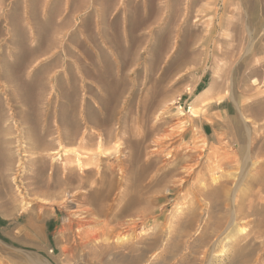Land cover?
I'll return each instance as SVG.
<instances>
[{"label": "rangeland", "instance_id": "374dc122", "mask_svg": "<svg viewBox=\"0 0 264 264\" xmlns=\"http://www.w3.org/2000/svg\"><path fill=\"white\" fill-rule=\"evenodd\" d=\"M106 1L0 0V191L6 197L15 196L4 206L12 205L14 215H0V246L24 248L38 256L22 260L12 256L5 264H123L120 257L131 253L137 259L135 264H264V0H177L171 23L166 21L170 12L166 6L174 0H117L111 6ZM149 11L154 12L152 18L129 35L128 15L140 14L141 18ZM50 19L59 30L50 31L46 25ZM166 22L170 35L156 76L172 66L163 80L167 88L161 95L164 106L147 112L146 126L162 121L166 131H171L185 125L183 138L166 149L161 147L154 157L151 155L162 133L144 139L139 148L143 163L148 158L154 163L144 176L131 180L142 193L131 212L114 211L123 205L120 195L130 183L121 180L118 169L109 175L114 188L110 199H74L73 192H86L96 179L95 171L80 177L74 152H83L92 161L84 168L102 170L104 165H112L118 150L129 145L128 140L142 124L137 118L152 87L146 77V58ZM38 30L45 43L57 35L58 44L28 63L23 82L46 87L41 96L29 99L32 96L25 98L15 90L14 81L3 79L2 72L4 64L10 71L25 47H36ZM124 50L129 53L125 62ZM180 52L178 61L175 58ZM112 75L125 78L117 99L105 88L106 83H113ZM206 90L208 94L203 96ZM74 113L80 117V132L70 141ZM88 118L108 123L98 125ZM206 122L212 132L206 130ZM202 124L207 140L197 142L196 148L190 144V153L185 149L169 152L177 145H188ZM45 127L53 128L47 136L43 134ZM85 131L96 138L91 141L87 136L81 141ZM122 131L126 132L123 136ZM81 142L90 144L85 148ZM195 149L200 150L198 158L189 155ZM102 150L106 155L100 153ZM37 159L48 165V177L51 166H59L61 176L66 174V166H75L78 176L74 175L77 180L71 189L65 190L61 184L42 195L33 178ZM217 160L221 165L215 171L218 179L213 180L209 168ZM189 168L193 170L190 176ZM175 174L187 181L179 186ZM79 178H87L89 186L76 187ZM216 187L219 192L212 201L204 193ZM238 199L242 200L243 214L216 229L214 219L225 213L222 207L228 205L225 210L231 214L238 209ZM107 204L115 207L109 214L99 212V222L87 226V230L97 228L100 234L98 239L89 240L87 231L76 224V212L88 207L107 209ZM250 206L256 215L249 214ZM30 215L36 229L28 224ZM16 239L29 246L22 247ZM8 250H0V257Z\"/></svg>", "mask_w": 264, "mask_h": 264}, {"label": "bare ground", "instance_id": "6f19581e", "mask_svg": "<svg viewBox=\"0 0 264 264\" xmlns=\"http://www.w3.org/2000/svg\"><path fill=\"white\" fill-rule=\"evenodd\" d=\"M176 3H177V0H174L172 2V4L166 6L167 9H169V17L168 19L166 20L168 23H171V19L174 12L177 11L176 9ZM176 8V9H175ZM154 10V8H153ZM138 11V10H136ZM139 12V11H138ZM137 12V14H139ZM150 12V11H149ZM153 12V11H152ZM150 12L148 13L147 15L143 14L144 16H142L141 18H138L140 16V14L138 16H131L130 14L128 15V17L126 18V21H127V30H128V33L129 35H131L132 33L135 32V30L139 29L141 26L143 25H146L145 23L147 22V20L149 21L150 17L153 13ZM132 13V12H131ZM134 13H136L134 11ZM152 13V14H151ZM117 20H115V23H116ZM166 22V26L163 25L164 27H162L161 29H159V31L157 32L156 34V41L154 42V46H152V52L150 53V55L146 58V62H147V78L148 80L150 81V83L152 84V87L150 88V91L146 94V97L144 98L143 102H142V114L141 115H138V118L137 120H141L142 121V126H145V127H141V125L137 126V131L134 132L133 134V138L131 139H127L129 141V145H123L121 144L122 146V149H119L118 150V155H116V158L114 160V162L112 163L111 166H107L104 165L102 168V170L100 169H96V170H92L90 171V167H86L84 168L83 165L88 161V159H86V155L85 153L83 152H79V151H75L74 154H76L77 156V164L78 166L80 167L79 171L80 172V177H83L85 176V174L89 173V172H94L95 171V174H96V179L93 180V182L90 184L89 186V183H87L88 181L86 179H81L79 178L80 180L77 181L78 185L76 187L78 188H85L87 186L91 187L90 189L88 188V190L84 193H77V192H73L72 196L73 198L75 199V197L77 198H81L82 197H86V198H89L91 197V200L92 202H95L96 201V198L95 197H98V198H102L103 200H107V199H110L111 198V195H112V190L114 189L113 188V182H112V178L110 179L109 178V175H112L113 174V169H118V172H119V175H120V178L121 180L125 179V180H129V184L126 186L128 187V189L126 190V192L122 191L121 195H120V201L123 203V205L121 207H118L116 208L115 206V209L114 211L116 213L118 212H122V213H128V212H131L133 209H134V206L137 202V199L139 196L142 195L141 192H139V190H137L138 186L136 184H132L133 182H131L132 179L136 178L137 176L139 175H142L144 176L146 173H148V170L151 168V166L153 165L154 163V160H151V159H146L143 163V159H142V151L139 150V148L142 147V142L144 141V139L147 137V135L149 134H154L155 132H161L162 133V138L159 139L157 141V145L158 147L154 150V152L152 153V157H154L159 151H162L161 147H164L165 149L172 146L174 143L178 142V140L180 141V139L183 138L184 136V133L186 132V129L187 127H185V125L178 127L176 130L172 129L171 131L170 130H167L166 131V128L163 127V124H162V121H159L158 123L154 124V126H146L147 124V121H148V111L150 109H154L156 107H162L164 106V102L161 98V95L163 94H166V89L165 86L163 85V80L165 79V77L167 76V74L169 73V70H170V67L172 66L171 64H169L168 66H166L163 70V73L161 76H156V71L158 69V64L160 63L161 59H162V53H163V50L165 48V45L167 44L168 41L167 38H169V33L170 31L167 29L169 26V24ZM56 23H54L53 20H48L46 22V25L47 27L50 29H54V30H59L58 27H54ZM65 25V24H64ZM221 25H223L221 23ZM224 26V25H223ZM227 27H229L227 25ZM59 28H63V27H59ZM170 29V28H169ZM62 31V30H61ZM60 31V32H61ZM185 31V30H184ZM183 31V34H185ZM39 32V33H38ZM36 33V36H35V40H36V47H34L33 49H29L27 47L26 48V51L24 53H22L21 55L17 56L16 57V62L14 63V65L10 68V71H9V67L5 65V69L4 71L2 72V77L3 79H7L8 81L11 80L10 82L13 83V81L16 83H14V85L16 86L15 87V90H18L23 96L26 97H31L29 99H32V98H35L33 97L34 96H41V89L44 88V84H42V87H41V83H38V84H35V86L31 85V84H27L25 82H23V80L25 78H23L24 76V73H25V70L27 68V66H29L31 63L32 60H34L33 58H35V56H39L40 54L42 53H45L46 51H49L51 48L55 47L57 44H58V41L56 39V36H53V38H51L49 40L48 43H45L44 42V34L42 33V31H39ZM55 32V31H54ZM53 32V33H54ZM59 32V31H58ZM57 32V33H58ZM56 33V32H55ZM184 36V35H183ZM132 42V40L130 41ZM130 44V43H129ZM129 46V45H128ZM183 47V46H182ZM129 48V47H128ZM132 49V47H131ZM123 50V49H122ZM127 50V49H126ZM134 50V49H133ZM133 50H130V51H133ZM135 51V50H134ZM19 53V54H20ZM135 53V52H134ZM128 52L124 50V52L122 51V58H123V61L124 59H128ZM133 54V52H132ZM137 56L136 58L138 57V54L139 53H136ZM227 54V53H226ZM121 55V54H120ZM131 55V54H130ZM140 56V55H139ZM121 57V56H120ZM37 58V57H36ZM131 58V57H129ZM133 58V57H132ZM182 58V53H178V55L176 56L175 59H177L178 61H180ZM135 59V57L133 58ZM122 60V59H121ZM120 60V61H121ZM129 60V59H128ZM125 62V61H124ZM177 61H175L176 63ZM30 63V64H28ZM127 65H128V62H126ZM174 65V64H173ZM124 66V65H123ZM122 67V66H121ZM112 68V67H111ZM7 69V70H6ZM123 69V68H122ZM108 70V69H107ZM141 70V69H140ZM139 70V71H140ZM2 71V70H1ZM103 71V70H102ZM113 71H114V68H113ZM116 71V69H115ZM114 71V72H115ZM120 71L117 69V72ZM138 71V72H139ZM141 72V71H140ZM104 73V72H102ZM109 74V72H107ZM107 73H104V75H106ZM112 73V72H111ZM110 73V74H111ZM136 73V72H135ZM26 74V73H25ZM109 74V75H110ZM114 74V73H112ZM119 74V73H118ZM138 74V73H137ZM141 74V73H140ZM28 75V74H27ZM117 75V74H116ZM122 75V74H121ZM125 75V74H124ZM123 75V76H124ZM135 75V74H134ZM1 76V74H0ZM39 76V75H37ZM101 76V75H100ZM113 76V75H112ZM120 75L116 76L114 78V81L112 83L111 80L113 79H109L111 81L112 84L109 83H106V87L107 90L111 93V96L112 98L114 99H117V96H118V88H120L124 83H125V78H122V77H119ZM28 77V76H27ZM34 77L35 74H34ZM109 77V76H108ZM130 77V76H129ZM37 78V77H36ZM34 78V79H36ZM104 78V76L102 77ZM110 78V77H109ZM33 79V80H34ZM38 79V78H37ZM36 79V80H37ZM132 79V78H131ZM35 82H38L36 81ZM103 80V79H102ZM101 80V81H102ZM108 80V79H107ZM40 81V80H39ZM9 82V83H10ZM33 82V81H32ZM103 83V82H102ZM131 83V82H130ZM34 84V83H32ZM47 84V83H46ZM133 84V83H132ZM11 85V84H10ZM104 85V86H105ZM127 85V84H126ZM135 85V84H134ZM125 86V85H124ZM36 88L38 89V92L36 90ZM46 88V87H45ZM44 88V89H45ZM104 88V89H105ZM125 88V87H124ZM43 91H46L43 90ZM106 91V90H105ZM107 91V92H108ZM208 91L209 90H206L204 93H203V96H206L208 94ZM108 94V93H107ZM42 98V97H40ZM161 98V99H160ZM28 99V98H27ZM39 99V98H38ZM112 101V100H110ZM109 101V102H110ZM114 102V101H112ZM166 103V102H165ZM110 105V104H109ZM131 106V105H130ZM167 107V106H166ZM164 107V108H166ZM130 108V107H129ZM168 108V107H167ZM194 109V108H193ZM210 109V106L207 107L206 110H209ZM203 110V109H202ZM205 110V111H206ZM200 111V109H199ZM201 112V111H200ZM194 113V112H193ZM113 114V113H112ZM195 115V114H194ZM108 116V114H107ZM126 116V115H125ZM198 114L195 115V117L198 118ZM201 117V116H199ZM109 119V118H108ZM186 119V118H185ZM88 120L98 124V125H106V123H108L107 120H103V121H96V119L94 118H88ZM127 120V119H125ZM192 120V119H191ZM126 122V121H125ZM213 122V121H212ZM71 127L69 128L70 129V135L66 134L69 136V140L72 141V140H75L77 137H78V134L80 132V117L77 115V113H74L73 115V119H72V122H71ZM125 124V123H124ZM182 124V123H181ZM213 124V123H211ZM200 127V126H199ZM123 129L125 131L126 129V124L125 126H123ZM122 129V130H123ZM196 130V134H194L191 139H190V142L188 143V145L184 146V148H180L179 146L180 145H177L176 147L173 148V150H170L169 152H178V153H182L183 150L185 149V151H188L189 152V149L190 147L192 146L193 148H196V145H198L197 142H200V140H207L208 139V136L205 132V127H203V124L201 125L200 128H197L195 129ZM53 131V128L51 129L50 127H45L44 128V136H47L49 135L51 132ZM107 131V130H106ZM109 131V130H108ZM165 131V132H164ZM130 132V131H129ZM164 132V133H163ZM61 133V132H60ZM59 133V134H60ZM107 133V132H106ZM126 133V132H125ZM123 131L121 133L122 134H125ZM108 134H110L109 132L107 133V136ZM117 134V133H116ZM131 134H132V131H131ZM103 135V134H102ZM111 135V134H110ZM88 136L89 139L94 140L95 137V134L91 133L90 131H85V133L82 135L81 137V141L85 140V138ZM123 136V135H122ZM41 137L44 138L41 134ZM109 137V136H108ZM132 137V136H131ZM150 137V136H149ZM179 137V138H177ZM40 138V137H39ZM119 138V137H118ZM123 138V137H122ZM129 138V136H128ZM177 138V139H175ZM41 139V138H40ZM125 139V138H124ZM44 141V139H42ZM126 140V141H127ZM90 141V140H89ZM170 141V142H169ZM99 143V142H98ZM101 143V141H100ZM99 143V144H100ZM197 143V144H196ZM37 144H40V143H36ZM44 144V143H43ZM90 144V142H89ZM85 142H81V146L82 147H87V145H89ZM102 144V143H101ZM178 144V143H177ZM192 144V145H190ZM196 144V145H195ZM99 146V145H98ZM182 146V145H181ZM90 147V146H89ZM100 147V146H99ZM179 147V148H178ZM253 147V145H252ZM252 147H251V150H252ZM46 148V147H44ZM119 148V147H118ZM262 149L264 148V144L263 146L261 147ZM161 149V150H160ZM117 150V149H116ZM250 150V149H249ZM157 151V152H156ZM192 151V150H190ZM200 150H196L195 151H192L191 154H189L190 156L192 157H196L198 155ZM203 151V150H202ZM218 151V150H217ZM106 152V151H104ZM103 152V150L100 152V153H103V155L105 154ZM187 152V153H188ZM215 152V151H213ZM96 153V152H95ZM190 153V152H189ZM221 153V152H220ZM224 153V151H223ZM99 154V152L97 153V155ZM110 154V153H108ZM115 154V153H114ZM215 154V153H213ZM106 155V154H105ZM111 155V154H110ZM200 155V153H199ZM198 155V156H199ZM218 153H216L215 156H217ZM227 155V154H225ZM89 156V155H88ZM150 156V158H151ZM170 156V154H169ZM220 156V155H219ZM248 156V155H247ZM94 157V156H93ZM109 157V156H108ZM191 157V158H192ZM89 158V157H88ZM103 158V157H102ZM101 158L102 160V163H103V159L106 158L104 157L103 159ZM198 158V157H196ZM249 158V157H248ZM42 159V158H40ZM91 159V158H90ZM96 159V158H95ZM38 160V167H37V171L35 173V175L33 176V178H35V183H36V187L39 188V191L42 195H48L49 191L51 188H57L59 185L61 186V184H64L65 185V190H68V189H71V185L72 183H74L77 179H76V171L75 170V166H69V167H65L64 170H66V174H63V176L60 175V167L57 166V165H54L53 167L51 166V175L48 177L46 176V172L48 170V165L45 164L43 161ZM43 160V159H42ZM76 160V159H75ZM99 160V159H97ZM196 160V159H195ZM198 160V159H197ZM222 160V159H221ZM221 160H217L214 167L213 165L209 168V171L211 173V176H212V179L213 180H216L218 179V177L216 176L215 174V171L217 169V166H220V162ZM91 160L88 161V163H91L90 162ZM99 162V161H98ZM105 162V161H104ZM215 162V161H214ZM96 163V162H95ZM101 163V161H100ZM107 163V162H106ZM93 164V163H92ZM91 164V165H92ZM97 164V163H96ZM66 165V164H65ZM90 165V166H91ZM188 165V164H187ZM190 165V164H189ZM196 165V164H194ZM194 165L192 167H194ZM86 166V165H85ZM100 166V165H99ZM175 166V165H174ZM93 167V166H91ZM77 168V167H76ZM94 168V167H93ZM96 168H98V164L96 166ZM100 168V167H99ZM188 168V167H187ZM186 168H184L185 170ZM74 170H75V173H74ZM188 170V169H187ZM190 170V168H189ZM193 173V170H190L188 171V176L192 175ZM76 174V175H75ZM65 175V176H64ZM75 175V176H74ZM92 175V174H91ZM181 175V174H180ZM197 175V174H196ZM200 174H198V178H200L199 176ZM78 176V175H77ZM174 176H179V174H175ZM95 178V177H94ZM177 178V177H176ZM109 179V180H108ZM201 179L203 180V178L201 177ZM86 180V181H84ZM263 180H264V175H263ZM185 181H187L185 179V177L183 176H179L177 178V182L179 184V186H181L183 183H185ZM198 181V179L196 180ZM201 181V180H200ZM174 182V180H173ZM94 183V184H93ZM175 183V182H174ZM195 183V182H194ZM177 184V183H176ZM94 185V186H93ZM191 188V187H190ZM205 188V187H204ZM203 188V189H204ZM175 190V189H174ZM177 190V189H176ZM205 190V189H204ZM218 188H214V189H211L210 191H207L204 193V195H206V197L208 199H211L212 201L216 198L218 192H217ZM217 192V193H216ZM68 193V192H67ZM24 195V194H23ZM186 196V195H185ZM260 197V196H259ZM13 198H15V196H9V197H6L5 193L0 191V215L2 216H7V217H12L14 215V207L11 205L10 206H6L4 207L5 205H8L12 202ZM234 201V200H233ZM238 202V209L236 208L233 213H229L227 210L225 209H229L228 208V205H226L225 207H222L223 210H224V214L218 216L217 218L214 219V224H215V228L216 229H220L222 228V226L224 225L225 222H227L228 220H230V224H232L235 219L239 216H241L243 213H242V210H241V203H242V200L238 199L237 200ZM65 205L68 204V202H65L64 203ZM236 204V203H235ZM213 205V204H212ZM108 208L106 209L105 206H102L101 208H99L98 210H95L93 208H85L84 211L82 212H79L77 211L76 213H79L78 214V219L76 221V224L78 225L79 228H81L82 230H86L88 235H86V238H88L89 240H92V239H98L100 237V234H99V230L96 228H93V229H88L87 230V226H92L94 224V222H99L97 219V215L99 214V212H101L102 214H104L106 212V214H109L108 211H110L111 209H113V204H107ZM252 206H250V211H249V214H255V209L251 208ZM211 208V207H210ZM216 208V207H215ZM41 209V208H40ZM43 209V208H42ZM254 211L253 213H250ZM264 212V211H263ZM256 215V214H255ZM258 217V216H257ZM104 222V224H107V220L105 221H102ZM156 222V221H155ZM264 223V222H263ZM28 224L29 226L32 228V229H36L37 228V223L34 222L33 220V217L30 215V217H28ZM213 224V225H214ZM229 224V225H230ZM262 224V223H261ZM93 227V226H92ZM101 229H104V227H102ZM262 229V228H261ZM20 230V229H19ZM23 230V229H22ZM8 231V230H7ZM21 232V231H20ZM24 232V230H23ZM22 232V233H23ZM19 233V232H18ZM256 234V233H255ZM260 233L259 234H256V237H260ZM31 237V235H30ZM16 242L18 244H20L22 247H27L29 246V244H27L26 242L20 240V239H16ZM33 248H40L38 247L37 245H34L32 246ZM6 249H10L6 252H4L6 254L5 257H0V264H5L6 262H9L11 260H8L9 258H11L12 256L13 257H16V258H20L21 260L22 259H25V257H27V259H30L32 257H38L36 255L35 252H30V251H27L25 250L24 248H11V247H7V246H3L1 245L0 246V250L1 251H5ZM29 250V249H28ZM35 251V250H34ZM8 254L10 256H8ZM124 257V256H123ZM140 259H142V255H139ZM138 258V256H137ZM38 259V258H37ZM139 259V260H140ZM128 261L129 263H132L134 262L135 260V256L131 253L129 257H120V261L124 264L126 261ZM137 260V259H136ZM135 260V261H136ZM8 264V263H7ZM15 264V263H14ZM135 264V262L133 263Z\"/></svg>", "mask_w": 264, "mask_h": 264}, {"label": "crops", "instance_id": "0c3cea01", "mask_svg": "<svg viewBox=\"0 0 264 264\" xmlns=\"http://www.w3.org/2000/svg\"><path fill=\"white\" fill-rule=\"evenodd\" d=\"M116 1L117 0H107L106 1V3H108V5L109 6H111V5H114V3H116ZM153 2V1H152ZM130 3V2H129ZM134 3H132V5H133ZM200 83H201V81L200 82H198V87L200 86ZM198 87H197V89H198ZM205 92V91H204ZM203 92V93H204ZM227 108V107H226ZM226 108H224L223 110H220V111H225L226 110ZM204 126L206 127V130L208 131V132H212V126L211 125H209V124H207V122L204 124Z\"/></svg>", "mask_w": 264, "mask_h": 264}]
</instances>
